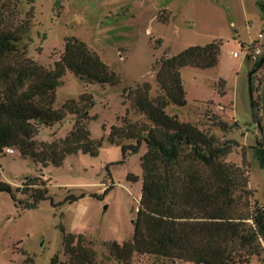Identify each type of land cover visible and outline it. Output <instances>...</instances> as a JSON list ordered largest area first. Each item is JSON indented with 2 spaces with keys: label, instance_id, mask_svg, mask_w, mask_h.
Wrapping results in <instances>:
<instances>
[{
  "label": "rangeland",
  "instance_id": "374dc122",
  "mask_svg": "<svg viewBox=\"0 0 264 264\" xmlns=\"http://www.w3.org/2000/svg\"><path fill=\"white\" fill-rule=\"evenodd\" d=\"M260 3L264 0L0 2V34L30 21V30L18 42L20 51L26 49L29 57L51 68L60 59L65 40L76 37L121 77L118 85L87 84L68 71L57 89L56 109L86 92L93 95L89 128L94 139H103L98 156L79 152L67 156L62 166L49 165L44 169L31 158H22L16 148L14 154L0 157V181L22 188L28 178L39 175L42 169L41 177L50 180L48 190L52 197L36 208L22 210L9 193L0 192V264H25L28 257L35 264H48L54 255L59 256L61 264H78L74 253L65 250L63 228L66 233L83 235L81 241L87 250L94 252L93 264H120L111 256L107 244L111 241L121 244L134 235L142 190L140 158L146 147L142 146L140 153L122 162L121 146L111 144L108 136L111 126L120 124L127 112L134 122H149L146 115L133 107L129 93L123 91L148 82L152 94H157L160 89L153 65L158 59L214 40L222 43L219 64L209 69L184 67L181 72L187 104L171 105L167 112L224 141L234 140L233 150L225 160L237 165L246 161L249 167L246 190L250 192L242 193V197L236 192V197L248 208L245 213L264 209V168L256 152L258 140H264V84L257 89L264 69H254L257 60L248 59L242 48V44L253 47L264 43V38L258 39L264 27ZM164 9L169 11L161 13L168 15L166 22L157 19ZM235 52L239 57L234 56ZM250 75L254 97L261 96L257 116L252 107ZM221 79L225 81L224 94L220 92ZM211 116L225 121L228 131H222ZM74 123L75 117L69 115L54 127L42 128L37 140L51 142L64 138ZM17 196L25 198L22 194ZM71 196L79 199L71 202ZM247 224L253 226L252 219ZM260 243L262 253L254 256L250 264H264L263 238ZM132 264L194 263L135 255Z\"/></svg>",
  "mask_w": 264,
  "mask_h": 264
},
{
  "label": "trees",
  "instance_id": "16d2710c",
  "mask_svg": "<svg viewBox=\"0 0 264 264\" xmlns=\"http://www.w3.org/2000/svg\"><path fill=\"white\" fill-rule=\"evenodd\" d=\"M2 0H0L1 2ZM264 10V4L260 3ZM62 7V6H61ZM60 7V8H61ZM161 10L157 19L168 21ZM26 20L18 29L0 34V157L7 148H16L22 158H31L41 167L64 164L67 156L82 152L98 156L103 139L92 137L89 123L94 106L93 95L86 92L79 99H68L56 109L57 89L68 71L89 83L118 85L121 77L86 42L76 37L65 40L59 60L48 68L20 51L18 42L30 30ZM222 43L218 40L193 45L174 56L164 55L153 65L160 91L153 95L148 82L135 89L125 88L133 107L149 119L132 121L128 112L120 124L111 126L108 141L121 146L123 161L140 153L142 190L135 231L131 239L108 242L112 257L120 264H132L135 255H152L170 261L194 264H250L260 256L264 239V209L248 213L236 192L248 194L249 167L246 161L237 165L225 160L234 140L224 141L197 124L183 122L170 115L171 105L187 104L181 70L187 66L201 69L216 67ZM259 58L254 69H264ZM250 75L252 107L256 116L261 96L254 97ZM264 76L259 79L260 89ZM220 80V92L225 93ZM264 99V98H263ZM69 115L75 117L72 129L64 138L51 142L38 141L42 128L54 127ZM224 132L229 125L211 116ZM256 152L264 168V140H258ZM2 167L0 165V175ZM39 175L28 178L22 188L0 181V192L9 193L16 207L33 209L42 201L52 199L49 179ZM138 181V179L136 180ZM34 186V187H32ZM111 187L107 188V192ZM22 194L25 198H18ZM79 198L71 196L74 202ZM252 219L253 226L247 220ZM64 231V247L74 253L78 264H93L94 252L81 241L83 235ZM77 240V241H76ZM25 264H35L32 257ZM48 264H61L54 255Z\"/></svg>",
  "mask_w": 264,
  "mask_h": 264
},
{
  "label": "built area",
  "instance_id": "2783aa9c",
  "mask_svg": "<svg viewBox=\"0 0 264 264\" xmlns=\"http://www.w3.org/2000/svg\"><path fill=\"white\" fill-rule=\"evenodd\" d=\"M264 38V27L263 29L259 32L258 34V39H263ZM244 53L246 54L247 58H253L258 60L259 58H261L264 55V43L260 44V45H255L253 47L251 46H246L243 48ZM239 53L235 52L234 56H238ZM6 154H14L15 153V149L13 148H7L6 149Z\"/></svg>",
  "mask_w": 264,
  "mask_h": 264
},
{
  "label": "crops",
  "instance_id": "0c3cea01",
  "mask_svg": "<svg viewBox=\"0 0 264 264\" xmlns=\"http://www.w3.org/2000/svg\"><path fill=\"white\" fill-rule=\"evenodd\" d=\"M261 4H264V3H261ZM165 10V9H164ZM165 11H168L167 9L165 10ZM169 12V11H168ZM171 13V12H170ZM169 15H171V14H169ZM244 47H246V45H244V44H242V48H244ZM235 57H239V55L238 56H235ZM249 59V58H248Z\"/></svg>",
  "mask_w": 264,
  "mask_h": 264
},
{
  "label": "water",
  "instance_id": "95a60500",
  "mask_svg": "<svg viewBox=\"0 0 264 264\" xmlns=\"http://www.w3.org/2000/svg\"><path fill=\"white\" fill-rule=\"evenodd\" d=\"M264 62V58H263V60H262V63Z\"/></svg>",
  "mask_w": 264,
  "mask_h": 264
}]
</instances>
